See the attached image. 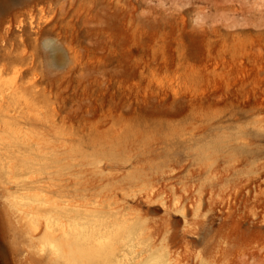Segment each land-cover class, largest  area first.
I'll list each match as a JSON object with an SVG mask.
<instances>
[{
    "label": "rangeland",
    "instance_id": "obj_1",
    "mask_svg": "<svg viewBox=\"0 0 264 264\" xmlns=\"http://www.w3.org/2000/svg\"><path fill=\"white\" fill-rule=\"evenodd\" d=\"M13 88L18 118L0 112V264H52L11 194L27 219L51 216L54 264H155L171 234V264H264V0H0V91ZM13 154L42 169L25 190L7 179ZM53 202L88 220L71 250ZM135 218L155 238L86 254Z\"/></svg>",
    "mask_w": 264,
    "mask_h": 264
},
{
    "label": "bare ground",
    "instance_id": "obj_2",
    "mask_svg": "<svg viewBox=\"0 0 264 264\" xmlns=\"http://www.w3.org/2000/svg\"><path fill=\"white\" fill-rule=\"evenodd\" d=\"M13 86V85H12ZM18 89L17 88H13L11 89V91H0V112H6L7 114L10 113L11 117L10 118H18L17 116H15V114H19L18 110H16L17 108H14L12 106H7L6 103H8V101L13 99L16 100L15 98L19 99L21 98V96H18ZM16 114V115H17ZM23 116V115H22ZM21 116V117H22ZM23 118V117H22ZM27 117L24 118L25 121H27ZM50 126V125H49ZM22 137V136H21ZM23 138V137H22ZM27 138V137H26ZM18 139V138H17ZM44 139V138H43ZM23 140V139H22ZM46 142V141H45ZM38 143V142H37ZM20 150V149H19ZM12 151V150H11ZM16 151H12V153H15ZM43 152V151H42ZM48 155V154H47ZM53 155V154H52ZM57 155V154H56ZM13 157L15 159H12L9 161V165H8V173H7V179L14 185H16L18 188L25 190L27 188V184L28 182H25L23 176L26 175L27 173L30 172H36V171H41V168H34L33 164L27 162L26 160H17V154ZM23 157V156H22ZM58 159V158H57ZM48 160V159H47ZM170 168V167H169ZM220 168V167H219ZM53 170V169H52ZM200 170V169H198ZM207 170V169H206ZM58 171V170H57ZM234 172V171H233ZM56 173V172H55ZM227 173V172H226ZM192 174V173H191ZM197 174V173H196ZM201 174V173H200ZM199 175V174H198ZM51 176V175H50ZM47 177V176H46ZM41 179V178H40ZM39 178H36L34 180H32V183H37L39 184V182H41ZM44 180V179H43ZM229 181V180H228ZM211 183V181H210ZM214 183V182H213ZM55 185V183H54ZM57 185V184H56ZM64 185V184H63ZM60 186V185H59ZM49 187V186H48ZM58 187V186H57ZM183 187V186H182ZM244 187V186H243ZM11 188V187H10ZM70 188V187H69ZM201 190V189H200ZM250 190V189H249ZM50 191L53 192V190L51 189ZM65 191L64 186L62 187H58L57 189L54 190V192H58V193H63ZM70 191V190H69ZM236 191V190H235ZM32 192V191H31ZM205 193V192H204ZM235 193V192H234ZM185 194V193H184ZM245 194V193H244ZM14 194H11V203L13 204V207L15 209V213L17 214L18 219H20L21 221H26L28 223V225H30V247H37V249L39 251H42L43 249L47 248L48 249V253L50 255L51 258V262L52 264H54L55 262V258L57 255V240H58V235L55 234L54 229L52 228V222L48 217L47 219L44 220L43 225L39 224L36 220L30 218L27 219L28 215L31 213H27L25 211V209L27 207L24 206L26 205V202H21V200H23V198H21L20 201H13L15 197H13ZM237 195V194H235ZM48 197V196H47ZM195 197V196H194ZM46 199V197H45ZM187 199V197H186ZM200 199V196H199ZM203 199V196H202ZM201 199V200H202ZM51 200V199H50ZM189 200V199H188ZM44 201V200H43ZM48 201V199H47ZM229 202V201H228ZM51 204V202H50ZM70 204V203H68ZM68 204H62L61 202H53V205L49 208V210L46 211V213L48 214H56L58 217L59 216H64L66 218H68V220L70 221V223L72 224L71 227V232L69 233V237H63L61 238L60 241H62L63 245H65L67 248H75L77 246L80 245V242L83 240L84 237V233L83 231H86L85 229L79 228V225H84V223H88V220L84 223H81L82 220V215L84 214L83 212H80L79 209H77L74 206H68ZM74 204V203H73ZM230 204V203H229ZM182 205V204H181ZM228 205V203H227ZM77 206V205H76ZM81 206V205H79ZM84 206V205H83ZM202 206V205H200ZM240 207V206H239ZM251 207V206H250ZM32 209V206L30 207ZM80 208V207H79ZM82 208V206H81ZM225 208V207H224ZM227 208V207H226ZM255 208V207H254ZM83 209V208H82ZM185 209V208H184ZM201 209V208H199ZM27 210V209H26ZM30 210V209H29ZM84 210V209H83ZM236 210V209H235ZM250 210V209H249ZM248 210V211H249ZM113 211V210H112ZM187 212V211H186ZM226 213V212H225ZM253 213V212H252ZM86 214V213H85ZM87 215V214H86ZM264 215V214H262ZM90 216V214H89ZM39 217V216H38ZM131 217V216H130ZM252 218V217H251ZM256 218V217H255ZM136 219V218H135ZM138 219V218H137ZM136 221H130L125 219L123 222H121L118 232H116V234L111 235L112 232H106V234H110V240L108 242H98V244H94L92 246V248L88 249V252H86V254H90L91 256H93L95 259L99 258V257H104L105 259H111V258H115L117 256V249L113 248L112 245H114V243H116V241L123 239V240H128L129 238L133 237L132 235H137V237H142L144 234L147 233L148 237L152 236L155 238L154 232L148 231L151 226L148 225V223H145V221H141V220H137ZM41 222V220H39ZM261 221H263L261 219ZM254 222V221H253ZM123 223V224H122ZM262 223V222H261ZM27 225V226H28ZM57 225V223H56ZM258 225V223H257ZM104 226L103 224H99L97 229L93 232L90 233L91 237L95 234L98 233L100 235L98 236H104L103 233H101V227ZM250 226V224H249ZM261 226V225H258ZM257 226V227H258ZM60 227V226H59ZM156 227V226H155ZM256 227V226H255ZM263 227V226H262ZM245 228V227H244ZM152 229V228H151ZM150 229V230H151ZM264 229V228H263ZM64 230V229H63ZM93 229H90L89 231H92ZM159 230V229H158ZM62 231V230H61ZM168 231V230H167ZM247 231H251L250 228H247ZM160 232V231H159ZM115 233V232H114ZM168 233V232H166ZM159 234V233H158ZM180 234V233H179ZM261 234V233H260ZM134 238V237H133ZM162 238V237H161ZM182 238H176V236L173 234L168 235V247L164 250H161L159 252L158 258L155 261V264H171V258L172 255L174 253V251L172 250V248H176L179 247V243L181 241ZM233 239V238H231ZM91 240V239H90ZM153 240V239H152ZM114 241V243H113ZM158 241V240H157ZM157 241L155 242L157 244ZM162 241V240H160ZM159 242V241H158ZM163 242V241H162ZM158 245V244H157ZM234 245V244H233ZM232 245V246H233ZM165 246V244H164ZM163 246V247H164ZM254 246V245H253ZM256 246V245H255ZM184 247V246H183ZM231 247V246H230ZM248 247V246H247ZM261 247V246H260ZM240 248V247H238ZM245 248V246H244ZM163 249V248H162ZM60 251V250H59ZM69 251V249H68ZM74 252V251H73ZM187 252V251H186ZM67 253V252H66ZM236 253V252H235ZM75 254V252H74ZM178 254V253H177ZM219 255V254H218ZM234 255V254H233ZM179 256V255H178ZM237 256V255H236ZM246 257V256H244ZM41 259V258H40ZM224 259V258H223ZM222 259V260H223ZM238 259V258H237ZM264 259V258H263ZM221 260V261H222ZM225 260V259H224ZM40 261V260H39ZM176 260H173V262ZM232 261V260H231ZM223 262V261H222ZM176 263V262H174ZM221 263V262H220ZM219 263V264H220ZM173 264V263H172ZM212 264V262H211ZM237 264V263H236ZM239 264V263H238Z\"/></svg>",
    "mask_w": 264,
    "mask_h": 264
}]
</instances>
